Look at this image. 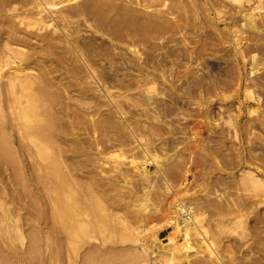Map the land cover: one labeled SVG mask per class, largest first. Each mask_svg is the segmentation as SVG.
I'll return each mask as SVG.
<instances>
[{"label": "rangeland", "instance_id": "rangeland-1", "mask_svg": "<svg viewBox=\"0 0 264 264\" xmlns=\"http://www.w3.org/2000/svg\"><path fill=\"white\" fill-rule=\"evenodd\" d=\"M0 264H264V0H0Z\"/></svg>", "mask_w": 264, "mask_h": 264}, {"label": "bare ground", "instance_id": "bare-ground-1", "mask_svg": "<svg viewBox=\"0 0 264 264\" xmlns=\"http://www.w3.org/2000/svg\"><path fill=\"white\" fill-rule=\"evenodd\" d=\"M244 22H245V27L249 28L250 30L251 29L255 30V28H256L255 24L256 23H255L254 19L252 18V16L245 17ZM26 92L28 94V91H26ZM36 100H38V98L35 99L32 96L28 97L26 106L24 108L20 109L18 111L19 113H17V115L20 118V120H22L25 124H29V126L34 127V129L37 130L36 133H35V130L33 129L34 133L36 134V136L38 138V140L40 139L39 142L36 143L37 153L42 158L49 157V160H50L52 158V157L49 156V155H51L49 153L50 147L48 146L49 145L48 141H46L47 139L45 140V138H47V135H46V132H44V130L46 128H48V127L47 126L46 127H42L43 129H41V127H40L42 122H41V119L38 118L39 116L36 114V112H37L36 111L37 104H38L39 101H36ZM43 138L47 142V144L44 143ZM48 147H49V149H48ZM51 160L50 161H51L52 164L51 163L50 164L52 166L53 163L55 162V160H54V162H53V159H51ZM56 164L54 163V165H56ZM54 165L52 166L53 169H54ZM55 167H57V166H55ZM57 169H58V167H57ZM56 172H58V171L56 170ZM54 174H55V172H54ZM55 176L59 177V175H55ZM58 193H59V191H56L55 194L59 195L60 193L59 194ZM61 205L62 204H60L59 206H61ZM63 206L59 207V209H64ZM64 207H66V206H64ZM65 209H67V207ZM65 211H67V210H65ZM178 212L182 213L184 215V220H183L184 225H183V227H185V230H180V226L178 225V226H176L175 231L171 232L170 235L167 237L168 242L166 244L168 246H170V247H173V248H175V246H176V236L179 235L181 231H182V233L186 234V231H187L186 226L188 225L187 223L189 221H191L189 224L193 225V224H195V221H196L195 219L191 220L192 217H191L190 209L188 207H185L184 204H182V203L178 205Z\"/></svg>", "mask_w": 264, "mask_h": 264}]
</instances>
